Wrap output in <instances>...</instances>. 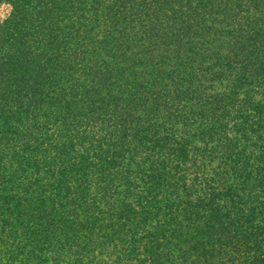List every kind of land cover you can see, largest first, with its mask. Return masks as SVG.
I'll list each match as a JSON object with an SVG mask.
<instances>
[{"label":"trees","instance_id":"obj_1","mask_svg":"<svg viewBox=\"0 0 264 264\" xmlns=\"http://www.w3.org/2000/svg\"><path fill=\"white\" fill-rule=\"evenodd\" d=\"M0 7V264H264V0Z\"/></svg>","mask_w":264,"mask_h":264},{"label":"rangeland","instance_id":"obj_2","mask_svg":"<svg viewBox=\"0 0 264 264\" xmlns=\"http://www.w3.org/2000/svg\"><path fill=\"white\" fill-rule=\"evenodd\" d=\"M6 15V10L2 7H0V19H3ZM64 264V263H61Z\"/></svg>","mask_w":264,"mask_h":264}]
</instances>
